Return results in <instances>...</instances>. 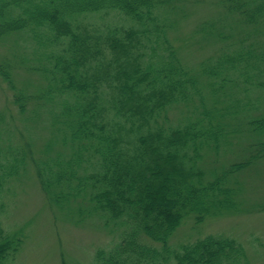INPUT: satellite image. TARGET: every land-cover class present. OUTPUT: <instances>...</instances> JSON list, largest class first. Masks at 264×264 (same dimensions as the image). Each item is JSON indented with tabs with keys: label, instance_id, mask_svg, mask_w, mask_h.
<instances>
[{
	"label": "trees",
	"instance_id": "16d2710c",
	"mask_svg": "<svg viewBox=\"0 0 264 264\" xmlns=\"http://www.w3.org/2000/svg\"><path fill=\"white\" fill-rule=\"evenodd\" d=\"M182 1L0 0V41L23 33L33 43L30 70L47 80L44 96L63 98L60 109L51 110L52 140L68 147L66 156H52L49 142L46 157H35L30 149L0 146V200L8 180L31 162L42 192L71 220L96 216L118 230L114 245L98 249L88 264H250L244 246L229 237L206 235L177 248L169 243L188 216L199 224L236 207L234 173L247 163H234L210 179L198 164L226 142L225 126L212 118L256 117L247 125L264 137V109L247 94L264 90V44L242 36L230 42L221 31L219 38L228 43L199 75L209 80L214 100L219 91L228 99L181 127L159 122L168 106L187 105L199 95V75L181 65L167 38V11L174 13ZM222 3L248 29L244 36L264 30V0ZM105 13L118 23L100 28L84 22ZM13 62L0 63V77L24 113L30 98L14 84L15 67L8 66ZM225 88H236L234 96ZM257 108L263 110L251 115ZM255 149L250 159L263 157L264 141ZM20 242L0 224V264Z\"/></svg>",
	"mask_w": 264,
	"mask_h": 264
},
{
	"label": "rangeland",
	"instance_id": "374dc122",
	"mask_svg": "<svg viewBox=\"0 0 264 264\" xmlns=\"http://www.w3.org/2000/svg\"><path fill=\"white\" fill-rule=\"evenodd\" d=\"M177 5L174 13L167 11L172 23L167 38L181 65L193 75H199L201 66L212 62L225 49L228 41H222L218 31L231 38L230 42L237 43L242 36L249 42L264 44V30L257 37L244 36L243 32L248 29L235 15L225 11L222 0H185ZM84 22H93L100 28L118 23L112 13L86 18ZM33 48V43L23 33L0 41V63L14 60L8 64L9 70L15 67L14 84L30 98L25 112L20 113L12 101L14 91L0 77V146L4 151L7 146L26 148L33 151L35 157H46L43 151L51 142L49 154L53 156L60 152L64 157L68 147L62 146L58 137L56 141L52 140L54 134L50 130L51 110L58 111L63 98L58 93L44 96L47 80L39 72L30 70L35 63ZM262 51L260 46L256 48L257 55ZM15 56L24 60L19 61ZM198 79L199 95L187 105L168 106L159 117L162 126L181 127L187 122L203 119L201 112L213 105L222 107V102L228 98L219 91L217 98L220 99L214 100L206 85L207 77L201 74ZM234 90L236 92V88H225L224 92L234 96ZM247 94L258 108L264 109V90H251ZM258 108L252 109L250 114L259 115L263 109ZM251 118L247 114L222 119L213 117V123L220 121L225 126L227 134L223 141L226 142H221L219 149L205 153L203 159L197 161L208 179L212 173L218 175L234 163H247L234 173L235 209L209 215L199 224L193 215L188 216L170 238L172 247L206 235L229 237L244 246L250 264H264V156L250 159L251 153L257 154L260 150L255 148L264 137L251 131L247 125ZM253 144H256L255 148ZM3 189L0 224L7 234H14L21 240L18 250L7 257L6 264H88L98 249L110 248L118 239V230L110 231L99 217L71 220L65 214L66 209L61 210L50 202L39 187L31 162L25 170H19L9 179Z\"/></svg>",
	"mask_w": 264,
	"mask_h": 264
}]
</instances>
